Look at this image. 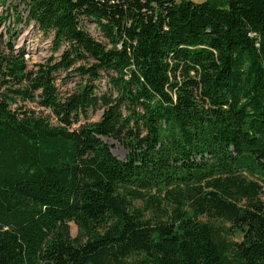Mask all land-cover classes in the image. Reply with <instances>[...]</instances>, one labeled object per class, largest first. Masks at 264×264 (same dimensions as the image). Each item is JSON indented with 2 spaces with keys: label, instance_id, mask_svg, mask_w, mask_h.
Returning <instances> with one entry per match:
<instances>
[{
  "label": "trees",
  "instance_id": "1",
  "mask_svg": "<svg viewBox=\"0 0 264 264\" xmlns=\"http://www.w3.org/2000/svg\"><path fill=\"white\" fill-rule=\"evenodd\" d=\"M0 8V264H264V0Z\"/></svg>",
  "mask_w": 264,
  "mask_h": 264
},
{
  "label": "rangeland",
  "instance_id": "2",
  "mask_svg": "<svg viewBox=\"0 0 264 264\" xmlns=\"http://www.w3.org/2000/svg\"><path fill=\"white\" fill-rule=\"evenodd\" d=\"M13 1V0H8ZM1 11V8H0ZM84 28L88 30L94 37L100 38L99 31L93 23L84 22ZM0 32H3V24H0ZM14 47L17 50H22L24 53L25 60L27 62L28 68L32 69L34 65L38 63L45 62L51 55H53L51 49L50 38L45 37L40 32H38L34 27L28 26L24 28L14 40ZM72 83L68 84V87H72ZM20 105H23L28 109H33L36 113L43 112L44 115L48 111H43V109L37 107L34 103L27 101H19ZM94 119L98 118V113L93 116ZM113 154L118 158L123 159L126 153L125 148L116 140L108 138L105 139ZM70 234L74 237L78 234L77 226L73 223H69ZM234 240H240L242 238L241 233L236 232L231 236Z\"/></svg>",
  "mask_w": 264,
  "mask_h": 264
},
{
  "label": "crops",
  "instance_id": "3",
  "mask_svg": "<svg viewBox=\"0 0 264 264\" xmlns=\"http://www.w3.org/2000/svg\"><path fill=\"white\" fill-rule=\"evenodd\" d=\"M194 1H202V0H194Z\"/></svg>",
  "mask_w": 264,
  "mask_h": 264
}]
</instances>
